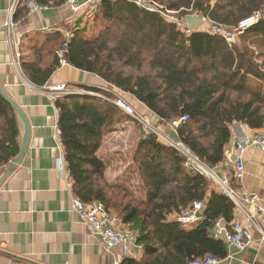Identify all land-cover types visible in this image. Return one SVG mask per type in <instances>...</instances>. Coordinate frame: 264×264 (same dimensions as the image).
I'll list each match as a JSON object with an SVG mask.
<instances>
[{"label":"trees","instance_id":"1","mask_svg":"<svg viewBox=\"0 0 264 264\" xmlns=\"http://www.w3.org/2000/svg\"><path fill=\"white\" fill-rule=\"evenodd\" d=\"M36 1L41 5L63 2ZM152 1L183 15L197 12L214 25L234 30L254 12L260 16L243 29L236 42L228 43L221 34L208 30L189 32L185 26L183 32L176 23L130 0H100L93 14L103 26L89 37L87 23L80 24L82 15L71 37L60 43L61 57L68 65L130 94L164 122L188 114V120L177 128V139L202 162L216 166L225 157L234 123L251 129L264 125V0ZM60 48L49 65L41 64L43 53L38 50V60L22 64L31 83L42 86L47 82L60 66ZM144 62L147 73L141 72ZM80 89L91 94L75 93L54 102L65 166L75 196L87 204H102L118 216L123 227L138 232L141 258L127 257L119 264H185L207 255L222 256L223 246L209 230L218 218L233 219L234 202L225 192L214 190L204 176L188 172L184 157L154 133L141 134L133 157L144 197L134 199L124 192L116 199L111 189L119 188L102 185L106 164L98 151L103 139L132 117L96 96L110 95L105 90L89 85ZM17 137L16 112L0 95V166L18 154ZM229 183L234 189L232 178ZM195 199L203 203L200 220L187 228L170 219Z\"/></svg>","mask_w":264,"mask_h":264},{"label":"crops","instance_id":"2","mask_svg":"<svg viewBox=\"0 0 264 264\" xmlns=\"http://www.w3.org/2000/svg\"><path fill=\"white\" fill-rule=\"evenodd\" d=\"M12 3L13 0H0V85L25 114L29 135L20 163L10 172L8 163L0 166V264H119L127 256L119 249L107 250L70 211L71 181L68 172L65 180L55 165L63 148L57 136L58 110L48 87L65 83L76 89L89 85L113 92L121 90L67 63L57 67L42 86L31 83L22 68L23 63L39 59L37 50L43 53L41 64L49 65L60 43L71 37L76 20L84 15L88 4L78 12L63 3L42 5L43 8L33 13H26L17 6L13 12L14 26L8 30L4 23ZM16 49L19 57L14 59ZM129 98L132 104L137 102L144 113L145 110L151 113L148 116L159 130L171 133L145 105L133 96ZM16 121L20 149L25 126L17 114ZM159 121L162 123L158 124ZM256 130L264 131V125L251 129L234 123L224 147L225 157L215 167L220 177L232 178L239 202L250 213H256L257 222L264 228V211L257 212V207L264 210V151L247 145L243 173L239 178L234 174L236 142L249 140ZM98 155L103 159L101 148ZM212 188L222 191L214 184ZM251 196L255 197L254 203L246 202L245 198ZM174 215L172 213L170 219L173 220ZM234 218L243 222L236 208ZM253 234L251 246L242 250L217 240L224 253L214 256L219 260L216 264H264V242L256 231ZM134 251L133 258L140 259L142 249Z\"/></svg>","mask_w":264,"mask_h":264},{"label":"built area","instance_id":"3","mask_svg":"<svg viewBox=\"0 0 264 264\" xmlns=\"http://www.w3.org/2000/svg\"><path fill=\"white\" fill-rule=\"evenodd\" d=\"M89 1V0H88ZM86 0H63V4L68 6L72 11L78 12V10L88 2ZM137 6L144 8L150 12H157L162 16H165L167 10L164 11L163 7L152 0H130ZM17 6H21L27 13H33L39 11L43 6L36 0H13V3L9 9V17L5 21V26L9 30L14 26L13 12ZM260 16V12L256 11L252 16L242 21L238 28L235 29L237 33H242L243 29L253 23H255ZM208 31L211 33L221 34L224 39L231 43L233 42V35L230 32L216 26L210 25ZM63 48L61 47L57 54L59 56V63L66 64L64 59L61 57ZM19 52L14 50L13 58L17 59ZM52 102L59 97L68 96L75 93H90L83 91L82 89H76L70 87L65 83H58L48 87ZM91 94V93H90ZM93 95V94H92ZM98 95V94H96ZM101 97L100 95H98ZM109 100L106 97H103ZM111 101V100H109ZM116 104L120 109L126 111L128 114H132V110L127 106L121 99L111 101ZM188 114H181L180 116L171 120L165 121L164 124L170 132L176 134L177 128L188 120ZM142 125L143 133L149 132L154 133L157 139L164 145L171 147L178 151L184 157V168L193 174H200L207 180L211 181L212 184L219 187L225 192L234 202L236 212L241 213L243 216L242 220L237 218L232 219L230 222H226L223 218H218L213 225L210 227V236L215 240H221L228 246L242 250L251 246L254 234L256 231L260 239L264 242V228L256 220V213H250L247 211L242 203L239 202L236 192L230 187L229 179L227 177H220L218 175L215 166H208L202 162L198 156H196L183 142L179 139L171 138L165 135L158 128H155L147 118L138 119ZM57 136L59 131L57 130ZM247 145L257 146L264 151V131L256 130L251 134L249 140H238L235 145V161H234V174L236 177H241L244 170L243 154L247 148ZM56 168L60 173V176L67 180V170L64 161V151H60L59 156L55 162ZM255 197L245 198L248 203H254ZM70 211L80 218L86 225L89 232L95 235L99 242L107 249H119L124 256L133 258L135 257L134 250H141V246L137 243L138 232L123 227L119 223L118 216L114 212H108L105 210L102 204L92 203L87 204L81 201L74 194L70 198ZM203 203L201 200L195 199L185 209L175 213L173 220L182 226L192 225L200 219V212L202 211ZM264 211L262 207H257V212ZM218 258L207 255L202 258H196L188 260L185 264H216Z\"/></svg>","mask_w":264,"mask_h":264},{"label":"rangeland","instance_id":"4","mask_svg":"<svg viewBox=\"0 0 264 264\" xmlns=\"http://www.w3.org/2000/svg\"><path fill=\"white\" fill-rule=\"evenodd\" d=\"M99 1L100 0H89L88 2H86V4H88V7H86L87 10L85 9L84 11L85 17L83 18V20L80 21L81 26L87 23L88 26L87 32L89 37H94L95 34L98 32V30L101 28V26H103V21L101 20V18L96 17L93 14ZM160 5L163 7L164 11L167 10L165 4H160ZM184 16L185 15L180 14L178 11L167 10L165 16L163 17L167 21L176 23L177 27L184 32L185 31ZM212 24L213 23L206 18V21L199 28V31L208 30L210 25ZM219 27L221 28V26ZM222 29H224L227 32H230L233 35V42L234 41L236 42L237 36L241 34V32L237 33L234 29L228 27L222 26ZM146 65L147 62H144V66L141 70L142 73H147L149 71ZM125 71L130 73H136V71H133L131 69H125ZM105 91L107 93H110V95L107 94L106 96L100 95L102 98L106 97L111 101L121 99L127 106L130 107V109L132 110V114H128L126 111L123 112L130 115L132 117V120L126 122L124 121L116 125L112 129V132L105 135L103 139L100 148H101V155L106 164V170H105V181L101 183L102 185L103 184L105 185L106 182L111 186H115L119 188L118 190L111 189V193L116 199H119L122 195H124L125 194L124 192H126L127 195L129 194L128 196H131L134 199L142 198L145 192L142 187L140 176L136 170V167H134L133 165V157L136 149V144L141 134L143 133L142 125L136 118L138 119L147 118L155 128H158L157 123H153L150 120L148 116L149 114L148 111L145 110L146 113H144L142 111V108L139 105H137L138 103L136 101L135 104L131 103V100L129 98L131 97L130 94L123 93L121 91L120 92L119 91L113 92L111 90L110 91L105 90ZM162 122L164 123V121ZM162 122L159 121L158 124ZM161 131L165 135H169L171 138L172 136L176 137V134L174 132H171L169 134L167 133V131H163V130Z\"/></svg>","mask_w":264,"mask_h":264},{"label":"water","instance_id":"5","mask_svg":"<svg viewBox=\"0 0 264 264\" xmlns=\"http://www.w3.org/2000/svg\"><path fill=\"white\" fill-rule=\"evenodd\" d=\"M206 21V17L204 15H201L197 12H193L190 14H186L184 16V22L187 30L189 32L191 31H199V28L203 25V23ZM0 94L5 98V100L14 108L16 114L20 117L22 122L24 123L25 126V134L23 138V142L20 146L19 152L14 157L12 160L9 161L8 166H7V171L10 172L12 171L17 164L20 163L24 153L25 149L27 146V140H28V135H29V126L27 119L25 117V114L23 111L17 106V104L7 95V93L3 90V88L0 85ZM98 96V95H96Z\"/></svg>","mask_w":264,"mask_h":264}]
</instances>
